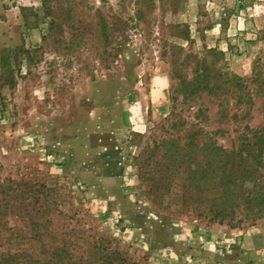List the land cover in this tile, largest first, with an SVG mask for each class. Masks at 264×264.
Returning a JSON list of instances; mask_svg holds the SVG:
<instances>
[{
    "label": "rangeland",
    "instance_id": "obj_1",
    "mask_svg": "<svg viewBox=\"0 0 264 264\" xmlns=\"http://www.w3.org/2000/svg\"><path fill=\"white\" fill-rule=\"evenodd\" d=\"M254 131L264 0H0V264H264V217L169 212L148 175L162 141Z\"/></svg>",
    "mask_w": 264,
    "mask_h": 264
},
{
    "label": "trees",
    "instance_id": "obj_2",
    "mask_svg": "<svg viewBox=\"0 0 264 264\" xmlns=\"http://www.w3.org/2000/svg\"><path fill=\"white\" fill-rule=\"evenodd\" d=\"M154 147L161 150L149 160L150 192L160 203L166 202L167 211L219 225L254 223L264 217V131H254L250 140L245 137L230 150L213 142L180 146L176 140ZM65 247H55L48 257L23 251L18 261H12L13 256L4 261L72 264Z\"/></svg>",
    "mask_w": 264,
    "mask_h": 264
},
{
    "label": "crops",
    "instance_id": "obj_3",
    "mask_svg": "<svg viewBox=\"0 0 264 264\" xmlns=\"http://www.w3.org/2000/svg\"><path fill=\"white\" fill-rule=\"evenodd\" d=\"M252 233H253L252 236L255 237V234H259V231L255 230V231H253ZM249 235H250V233H249ZM257 236H260V235H257ZM245 239L248 240V239H247V236H246ZM254 239H257V238H254ZM257 240H258V239H257ZM248 242H249V241H246L244 246H246V244H248ZM252 242H254V241H251V243H252ZM251 243L249 242V245H250ZM252 245H253V244H252ZM252 249H253V248H252ZM253 250H255V249H253ZM253 264H262V263H260V262H255V263H253Z\"/></svg>",
    "mask_w": 264,
    "mask_h": 264
}]
</instances>
